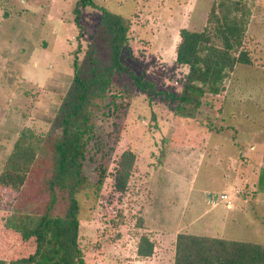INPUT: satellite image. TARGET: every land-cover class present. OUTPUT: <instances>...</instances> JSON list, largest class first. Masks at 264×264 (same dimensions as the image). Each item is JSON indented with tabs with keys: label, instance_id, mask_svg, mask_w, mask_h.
I'll use <instances>...</instances> for the list:
<instances>
[{
	"label": "rangeland",
	"instance_id": "374dc122",
	"mask_svg": "<svg viewBox=\"0 0 264 264\" xmlns=\"http://www.w3.org/2000/svg\"><path fill=\"white\" fill-rule=\"evenodd\" d=\"M218 1L93 0L130 20L121 60L174 95L188 69L175 61L179 29L201 30ZM243 1L251 10L243 37L251 63H237L219 93L204 94L193 117L176 114L175 99L153 97L113 73L118 111L102 107L95 118L108 144L107 176L95 192V164L86 161L90 185L77 193L83 264H174L180 232L264 244V0ZM76 2L0 0V172L20 134L36 142L51 131L75 57L83 60L92 47L109 61L100 10L80 7L77 24ZM125 149L136 158L128 187L119 192L112 172ZM52 172L49 159L40 158L20 188L0 186V215H39ZM4 235L0 244L12 241ZM143 235L154 245L147 257L137 254Z\"/></svg>",
	"mask_w": 264,
	"mask_h": 264
},
{
	"label": "trees",
	"instance_id": "16d2710c",
	"mask_svg": "<svg viewBox=\"0 0 264 264\" xmlns=\"http://www.w3.org/2000/svg\"><path fill=\"white\" fill-rule=\"evenodd\" d=\"M86 6L96 7L101 12V34L109 61H103L92 47L85 52L83 60L75 57L72 81L55 114L51 131L36 142L22 133L14 142L0 172V186L20 188L32 164L40 158L49 159L53 172L45 185L49 197L39 215L25 216L20 220L19 216L9 213V219L5 214L0 215L7 218L5 224L0 220V233L13 238L9 243L0 244V264L84 263L78 244L80 204L77 193L82 186L90 185L83 174L86 161L95 164L97 180L92 183L95 192L100 190L107 176L103 160L107 156L104 154L108 153L105 151L108 144L97 128L95 118L102 107L108 108V113L113 115L118 111L110 94L115 71L128 76L138 89L151 93L153 97L164 95L175 99L174 112L193 117L204 94L219 93L224 79L237 63H251L243 48L251 10L243 0L213 3L201 30L179 29L175 61L188 69L178 95L158 90L153 82L121 60L129 41V19L95 4L93 0H77L73 9L77 24L80 7ZM113 125L116 132L117 122L113 121ZM135 158L131 149L120 153L112 172L116 191H126ZM59 204H63L61 209H58ZM22 221L25 226L21 225ZM19 233L22 234L21 241L30 239V242L19 244L15 237ZM153 247V242L143 235L137 254L150 256ZM174 264H264V244L180 232L175 241Z\"/></svg>",
	"mask_w": 264,
	"mask_h": 264
},
{
	"label": "built area",
	"instance_id": "2783aa9c",
	"mask_svg": "<svg viewBox=\"0 0 264 264\" xmlns=\"http://www.w3.org/2000/svg\"><path fill=\"white\" fill-rule=\"evenodd\" d=\"M220 198H221V199H227V196H226L225 194H223V195L220 196ZM227 203H230V201L228 200Z\"/></svg>",
	"mask_w": 264,
	"mask_h": 264
},
{
	"label": "crops",
	"instance_id": "0c3cea01",
	"mask_svg": "<svg viewBox=\"0 0 264 264\" xmlns=\"http://www.w3.org/2000/svg\"><path fill=\"white\" fill-rule=\"evenodd\" d=\"M210 198V197H209ZM210 199H212V198H210ZM216 199V196H214V200ZM227 199H228V197H227ZM231 203V202H230ZM231 205V204H230Z\"/></svg>",
	"mask_w": 264,
	"mask_h": 264
}]
</instances>
